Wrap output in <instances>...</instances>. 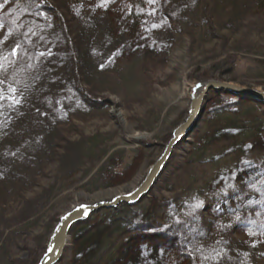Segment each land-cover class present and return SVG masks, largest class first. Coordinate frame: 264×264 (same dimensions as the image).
Here are the masks:
<instances>
[{"label": "rangeland", "instance_id": "obj_1", "mask_svg": "<svg viewBox=\"0 0 264 264\" xmlns=\"http://www.w3.org/2000/svg\"><path fill=\"white\" fill-rule=\"evenodd\" d=\"M185 6L178 0L152 2L145 15L148 28L135 37L126 34L114 48L105 34L107 46L98 43L85 51L83 37L70 33L62 41L57 34L44 54L35 48L43 41L39 25L29 32L33 41L27 40L29 34L18 38L21 25L11 28L0 44L1 56L14 46L17 52L1 75L21 79L35 115L13 128L14 143L29 133V149L0 153L3 164V157L10 164L3 169L10 193L18 197L0 200V264H29L34 253L39 259L53 226L72 206L109 201L138 186L188 116L194 83L219 77L264 91V0H215L190 24ZM73 14L62 24L68 31L77 23ZM87 21L81 19L80 25L95 31L105 25ZM113 33L119 36L120 28ZM227 57H233L231 65L219 66ZM204 71H209L206 79L200 77ZM207 95L194 130L220 102ZM238 108L221 121L222 126L231 122L222 135L213 124L176 145L146 196L123 204L133 207L132 215L123 205L103 209L90 216V230L80 238L69 232L57 264H90L95 258L102 264L109 258L111 264H264L258 249L264 234L250 238L235 221L225 223L218 216L197 239L185 238L188 218L198 208L209 217V200L230 191L233 183L245 184L253 176V161L264 158V118L252 104ZM195 139L199 149L193 151ZM29 169L32 174H26ZM164 249L168 255L159 261Z\"/></svg>", "mask_w": 264, "mask_h": 264}, {"label": "trees", "instance_id": "obj_2", "mask_svg": "<svg viewBox=\"0 0 264 264\" xmlns=\"http://www.w3.org/2000/svg\"><path fill=\"white\" fill-rule=\"evenodd\" d=\"M155 1L157 0H0V32L2 34L0 44L5 42L6 36L10 34L11 28H14V25L16 24L21 25L23 29V34L18 38L21 41H23L22 39L26 40L27 38L25 37V34H29V38L27 40L33 41L35 38L29 32L31 29L35 28L33 25L36 23L37 26L39 25V30L43 29V33H41L40 38L43 40L42 42L45 43V45H43L39 40L40 42L35 46V48H41L44 54H46L44 51L49 50V48L52 47L50 42L53 41V39L60 36L62 41H64L67 37H69L70 33L71 35L74 34L76 37H83V39H85L84 51L88 48V46H93L98 43L102 46H107L108 43L105 41V38H103V34H105L106 38L109 39L108 46L112 45L114 48L116 44H122L124 40H126V34L128 38H130V36L135 37L140 35L141 30L148 28L146 25H148L150 21L148 20V17H145V15L150 12L152 2ZM191 1L193 2L192 9ZM214 1L215 0H178V2H183L186 5L185 19H188L186 20L188 21L187 24H190L191 20L195 18L201 19L203 11L214 3ZM65 5L71 8V11L65 9ZM197 7L199 9H197ZM72 13L76 14H73L72 18L73 21L77 19V23L73 26V28H71V32L64 28L62 24L65 22L66 16ZM8 14L10 15V19L8 18ZM89 18L94 21H104L105 25L103 26V30L95 31L88 28L86 25L89 24L87 21ZM81 19L87 22V24L80 25L82 23ZM7 21H9V23H7ZM118 28L121 30L119 36H117V33H113V29ZM75 31H77V33ZM88 38L91 40L89 41ZM16 41L20 45L19 40L16 39ZM14 47L10 49L9 53L6 52L3 56H1L3 50L0 51V136H2L0 139V153L4 150H15L21 152L20 149H25V151L29 149V133L26 134L27 137L20 136L19 140L14 143L13 128H17L20 121L22 119H26L27 116L33 118L35 115L32 113L34 111L33 107H31L30 103H27L30 100V102L34 103V100L27 93L30 92L29 90L23 89L24 92L21 90V79L13 81L11 78L6 79V77L1 75V71L5 70L3 65L11 63L12 56H15V53L17 52L14 51ZM232 60L233 57H227L225 61L218 63V65L220 66L224 63H229L231 65ZM16 73L17 71H14L13 75ZM13 75H11V77H13ZM200 77L202 79L208 78L209 71H204ZM217 79L220 80L219 77ZM23 87H25V85ZM207 97H209V99H211V97L213 99L217 98L220 102L216 105H212V107L208 109L206 116L202 120L201 126L194 130L195 134L193 137L201 136L204 130L213 124L221 128L220 130L222 132L217 134L222 135L223 132L227 131V128L229 129L231 122L227 125L225 123L222 126L221 121L227 117L230 118L231 114L234 113L233 111H235V109H239V105L252 104L260 116L264 118V106H261L256 102L254 103L251 100L239 98L223 91H212L207 95ZM38 108L40 109V107ZM38 108L36 109L37 111H39ZM38 113H40V111ZM35 118L39 122L41 121L39 117ZM206 141L209 140L206 139ZM192 143L193 151L198 150V140L195 139ZM8 152L10 153V151ZM47 155L49 156L48 159H53L50 153ZM3 158L4 164L0 156V200L5 199L6 197L8 198V196L11 195L10 198L16 197L14 199L16 201L18 197L15 195V192L10 193V188L8 186L10 185V181H8L5 174H3L4 166H9L10 164H6L8 161L6 157ZM263 159L258 158L253 161V171H251L253 176L247 178L245 184L233 183L230 191L221 194V196L217 198L209 200V203H207L208 208L205 210L210 212L209 217L205 216L203 218L201 208H198V214L188 218L186 226L187 230L185 228V238L188 239L189 237L197 239L200 236L198 233L207 232L210 229L214 218H217L218 216L219 220L222 219V222H229L231 224L232 221H235L237 225L241 224L240 226H244L245 232L251 234L250 238L255 239L257 238V235L261 238V233L264 234ZM235 162L238 163L237 159ZM28 173L32 174L31 169H29V172L27 171L26 174ZM241 177H244V175ZM194 199H191L190 201H193ZM243 205L248 209L242 211V208L244 207ZM123 207H129L130 215H132L131 210H133V207L127 205H123ZM17 210L15 213H17ZM231 217L232 220L229 221ZM89 219L90 217L84 222H80L79 224L73 226L70 230V235L75 234L76 238H80V235L88 231V229L90 230L88 226ZM80 228H82V231H80L81 233H78V235L77 232ZM44 244L45 243H43L40 249L44 248ZM258 247L260 257L264 259V245H259ZM158 255L160 256L159 261H163L166 259L168 254H165L164 249L160 250ZM111 256L113 257V255ZM37 259V255L34 253L29 257L28 263L36 264ZM112 260L113 258H109L106 262H104V264H111ZM89 263L102 264V262L97 258L91 260Z\"/></svg>", "mask_w": 264, "mask_h": 264}, {"label": "water", "instance_id": "obj_3", "mask_svg": "<svg viewBox=\"0 0 264 264\" xmlns=\"http://www.w3.org/2000/svg\"><path fill=\"white\" fill-rule=\"evenodd\" d=\"M209 91H223L233 96L253 100L264 106V91L259 89L242 88L218 79H207L194 83L190 92L188 116L173 129L162 153L149 167L141 183L129 192L119 194L109 201H99L93 204L79 203L61 214L53 226L44 251L36 264H57L67 247L71 228L77 223L87 220L93 213L103 209L115 208L118 205H133L146 196L163 171L172 150L195 129L203 114V102ZM49 249H52V251H49Z\"/></svg>", "mask_w": 264, "mask_h": 264}, {"label": "snow or ice", "instance_id": "obj_4", "mask_svg": "<svg viewBox=\"0 0 264 264\" xmlns=\"http://www.w3.org/2000/svg\"><path fill=\"white\" fill-rule=\"evenodd\" d=\"M15 51V50H14ZM49 251H52V249H49Z\"/></svg>", "mask_w": 264, "mask_h": 264}]
</instances>
